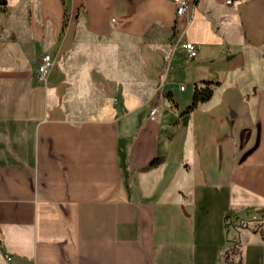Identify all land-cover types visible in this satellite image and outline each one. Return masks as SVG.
Listing matches in <instances>:
<instances>
[{"label":"crops","instance_id":"0c3cea01","mask_svg":"<svg viewBox=\"0 0 264 264\" xmlns=\"http://www.w3.org/2000/svg\"><path fill=\"white\" fill-rule=\"evenodd\" d=\"M6 1L0 264H264V0Z\"/></svg>","mask_w":264,"mask_h":264},{"label":"built area","instance_id":"2783aa9c","mask_svg":"<svg viewBox=\"0 0 264 264\" xmlns=\"http://www.w3.org/2000/svg\"><path fill=\"white\" fill-rule=\"evenodd\" d=\"M174 5V16L175 20L183 18L188 10L190 9L189 0H172ZM227 4H231V0H227ZM182 50L186 53L188 58H195L197 54L196 46L192 43L185 42L182 45ZM53 67V60L49 55H45L41 58V62L36 68V76L38 81L46 80L49 72ZM182 90V89H181ZM156 108L152 109L149 113V118L151 121L155 120ZM10 258H7L9 261Z\"/></svg>","mask_w":264,"mask_h":264},{"label":"trees","instance_id":"16d2710c","mask_svg":"<svg viewBox=\"0 0 264 264\" xmlns=\"http://www.w3.org/2000/svg\"><path fill=\"white\" fill-rule=\"evenodd\" d=\"M62 5H65V0H61ZM7 9V1L0 0V14L5 13ZM65 17V12H64ZM216 84L211 82H199L193 85L191 104L181 114L182 118H187L188 115L193 112L200 104H203L212 96L213 88ZM159 164V160H154L150 163L149 168L156 167Z\"/></svg>","mask_w":264,"mask_h":264},{"label":"rangeland","instance_id":"374dc122","mask_svg":"<svg viewBox=\"0 0 264 264\" xmlns=\"http://www.w3.org/2000/svg\"><path fill=\"white\" fill-rule=\"evenodd\" d=\"M169 1H171V0H169ZM75 15H76V14H75ZM69 21H70V22L73 21V16L70 17V15L67 14V15H66V19H65L66 25H64V28H65V29L69 26V23H70ZM174 36H175V33H174L173 37H174ZM111 89L114 90V89H117V88L112 86ZM110 94H111V97H112L111 99H114V97H113V92L110 93ZM235 260H236V258H235Z\"/></svg>","mask_w":264,"mask_h":264}]
</instances>
